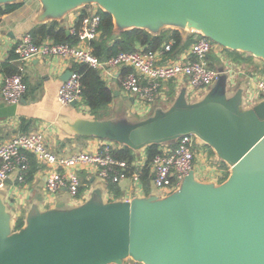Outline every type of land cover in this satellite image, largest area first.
Instances as JSON below:
<instances>
[{
	"label": "water",
	"instance_id": "1",
	"mask_svg": "<svg viewBox=\"0 0 264 264\" xmlns=\"http://www.w3.org/2000/svg\"><path fill=\"white\" fill-rule=\"evenodd\" d=\"M40 1L44 18L62 21L94 4L116 32L157 35L172 26L184 39L193 30L264 63V0ZM216 70L201 98L188 100L183 87L166 111L137 122L108 120L97 136L139 151L191 134L229 168L225 180L199 182L191 171L161 198L105 201L95 191L67 209L35 208L18 229L0 201V264H264V97L246 106L242 88L230 92L226 73Z\"/></svg>",
	"mask_w": 264,
	"mask_h": 264
},
{
	"label": "crops",
	"instance_id": "2",
	"mask_svg": "<svg viewBox=\"0 0 264 264\" xmlns=\"http://www.w3.org/2000/svg\"><path fill=\"white\" fill-rule=\"evenodd\" d=\"M91 6L95 5L91 4L86 8L70 10L62 17V21H58L50 17H42L43 10L40 0H22L20 7L0 16V90L5 76L17 71L15 46L24 34L29 33L36 25L49 24L54 21L64 30H68L66 36H69L71 35L69 29L76 24L83 9L87 13L90 11L87 9ZM162 30H177L181 36L180 30L172 26L163 27ZM189 36H192L190 32L182 40L185 41ZM45 39L52 40L51 38ZM167 42H163L159 48H162V45ZM189 46L190 44L185 48L166 52V59L171 61L191 59L192 56L188 51ZM136 48L144 47L137 45ZM222 49L217 45L208 53L206 57L208 65L214 69H223L227 75L228 90L235 92L238 88H242V95L245 96L248 90H254L258 79L264 78V63L263 66L259 65L260 60L253 56L251 60L237 62ZM243 57L247 56L243 55ZM74 63L56 57H45L32 58L25 64L23 80L27 85V90L19 102L16 104L6 103L0 92V142H5L21 133L41 130L49 150L63 156L81 151H93L103 142L110 143L115 150L125 145L97 136L106 125V121L121 118L131 121L130 118L133 117L141 121L158 111H166L183 87L186 88L187 99L190 101L201 98L210 88L196 97L190 98L185 79L165 81L161 84L159 94L148 106L138 107L133 98L120 90L118 76L124 73L123 69H127L123 68L115 72L113 78L103 80L111 90L112 99L107 106L106 114L95 116L81 100L74 106H61L57 101V91L63 82V76L68 70L71 71ZM260 98V96L253 98L252 104ZM159 145L165 149L175 146V144ZM201 148L211 160L197 161L193 171L195 179L203 183H221L228 167H223V162L216 158L208 146L203 144ZM144 149L139 151L131 149L135 154L131 165L134 168L133 171H138L139 174L146 160ZM29 156L31 158L32 155L28 154ZM31 159L33 162V156ZM30 163L29 160V167ZM35 164L31 175L26 177V174L24 181H20L19 172L15 169L10 173L4 187L0 190V201L10 211L14 229L17 220L21 219L23 223L29 212L35 208L39 210L67 209L83 203L95 191L101 193L105 201L161 198L168 195L155 188L151 176L147 184L140 177L138 181L128 177L114 185L99 178L95 172H89L86 169L77 170L80 187H83L82 192L78 191L77 199L71 198L65 190L49 194L44 188L46 168L38 163ZM122 264L141 263L127 259Z\"/></svg>",
	"mask_w": 264,
	"mask_h": 264
},
{
	"label": "built area",
	"instance_id": "3",
	"mask_svg": "<svg viewBox=\"0 0 264 264\" xmlns=\"http://www.w3.org/2000/svg\"><path fill=\"white\" fill-rule=\"evenodd\" d=\"M85 15L77 20L69 33L76 39L75 43L55 42L45 39L36 43L27 33L15 46L17 71L7 75L1 86V96L8 104H16L27 90L23 80L25 64L32 58L56 57L64 61L84 64L97 70L102 80L115 76V72L128 68L130 71L118 76L120 90L133 98L138 107L148 106L159 94L162 82L186 80L188 92L194 97L206 91L217 79L220 72L209 67L208 53L217 44L206 37L190 30L194 40L189 46V60H167L174 41L170 40L155 50L135 48L132 51H120L112 56L101 58L94 54L90 42L100 34L101 15L99 8L91 6ZM166 59V60H165ZM187 96V95H186ZM264 97V78L258 79L254 90H248L243 96L245 105H252V99ZM81 100L80 74L71 71L57 91V101L61 106ZM203 143L189 134L181 136L175 146L164 149L156 155L150 164V175L155 188L166 194L176 190L184 177L194 171L197 161L211 160L202 150ZM113 148L108 142L101 143L93 151H81L68 156L52 152L44 142L43 131L18 134L11 139L0 142V190L15 169L19 172L20 181L29 169L31 154L36 163L46 168L44 188L49 194L65 190L68 195L77 199L80 180L77 170L86 169L111 184L132 178L138 181V171L128 172L129 165L124 159L112 155Z\"/></svg>",
	"mask_w": 264,
	"mask_h": 264
},
{
	"label": "trees",
	"instance_id": "4",
	"mask_svg": "<svg viewBox=\"0 0 264 264\" xmlns=\"http://www.w3.org/2000/svg\"><path fill=\"white\" fill-rule=\"evenodd\" d=\"M20 6L21 2L2 5L0 6V16L15 10ZM99 13L101 15L100 34L97 39L90 42V45L94 54L101 58L112 56L120 51H132L136 48L137 45H141L145 49L155 50L159 48L163 42L169 40L174 41L170 50L172 52L176 49L187 47L194 40L193 36H189L185 41H183L177 30H162L157 35L150 34L146 30L138 28L116 32L114 30L111 16L102 12L101 10H99ZM85 14L86 12L83 9L78 19H80V17ZM76 25H78L77 21ZM29 34L33 37L36 43L41 42L45 38H51L55 42H76V39L73 35L66 36L65 30L54 21L50 22L49 24L36 25L31 29ZM222 50L237 62L252 59V56L250 54L246 55L238 51H232L225 48H223ZM243 55L247 57H243ZM71 71H76L80 74L81 102L86 105L89 108L90 112L95 116L105 115L107 106L112 99V93L105 82L102 80L99 72L87 67L84 64L75 63L72 65ZM128 71H130V69H123V72ZM13 73H15V71L10 74ZM164 149L165 148L159 144H152L144 149L146 160L143 167L140 169V178L145 181L146 184L148 183L151 176L150 164L152 159L156 155L161 154ZM208 150L212 154L211 150ZM112 155L117 159H124L127 161L129 165L128 172H132L134 170L131 163L135 158V154L130 148L125 146L116 148L112 151ZM31 158L29 156V160L31 161V163L26 177H29L31 175V171L36 165L35 160L32 162ZM222 165L224 168H227L225 164L222 163ZM227 176L228 171L224 173L223 180H225ZM82 189L83 187H80L79 190L82 192ZM21 225L22 220L18 219L15 224V229L20 228Z\"/></svg>",
	"mask_w": 264,
	"mask_h": 264
},
{
	"label": "rangeland",
	"instance_id": "5",
	"mask_svg": "<svg viewBox=\"0 0 264 264\" xmlns=\"http://www.w3.org/2000/svg\"><path fill=\"white\" fill-rule=\"evenodd\" d=\"M259 65H261V66H263V61H259ZM228 86L230 87V83L228 84ZM189 97L190 98H192L193 96L191 95V94H189ZM131 119V121L130 122H137V121H139V120H137L135 117H133V118H130ZM206 162V161H205ZM228 172H229V168H228Z\"/></svg>",
	"mask_w": 264,
	"mask_h": 264
}]
</instances>
